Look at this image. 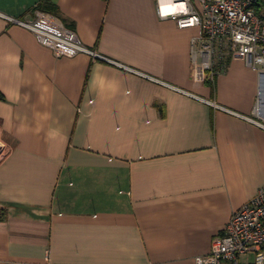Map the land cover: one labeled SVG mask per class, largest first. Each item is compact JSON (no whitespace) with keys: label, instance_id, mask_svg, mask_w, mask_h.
<instances>
[{"label":"crops","instance_id":"1","mask_svg":"<svg viewBox=\"0 0 264 264\" xmlns=\"http://www.w3.org/2000/svg\"><path fill=\"white\" fill-rule=\"evenodd\" d=\"M201 10L198 0H190ZM53 16L56 57L2 16ZM156 0H0V264H195L264 187L259 80L211 81Z\"/></svg>","mask_w":264,"mask_h":264},{"label":"built area","instance_id":"2","mask_svg":"<svg viewBox=\"0 0 264 264\" xmlns=\"http://www.w3.org/2000/svg\"><path fill=\"white\" fill-rule=\"evenodd\" d=\"M198 1L200 11L190 0H156L158 14L166 18L163 10L176 7L169 17L180 28H199V36L191 41L192 59L211 81L231 59H242L257 73L259 88L252 114L261 123L251 121L264 128V0ZM2 17L32 32L56 57L86 54L100 58L51 15L37 11L28 20ZM4 155L1 149L0 161ZM195 264H264V187L232 214L222 233L213 239L210 252L197 256Z\"/></svg>","mask_w":264,"mask_h":264},{"label":"rangeland","instance_id":"3","mask_svg":"<svg viewBox=\"0 0 264 264\" xmlns=\"http://www.w3.org/2000/svg\"><path fill=\"white\" fill-rule=\"evenodd\" d=\"M0 144H1V146H0V150L1 149H4L5 150V148L3 147V145H2V143L0 142ZM6 154H7V152H6V150H5V155L1 158V160L6 156ZM3 155V154H2ZM252 258V256H250V259ZM243 260V258H241V261Z\"/></svg>","mask_w":264,"mask_h":264},{"label":"snow or ice","instance_id":"4","mask_svg":"<svg viewBox=\"0 0 264 264\" xmlns=\"http://www.w3.org/2000/svg\"><path fill=\"white\" fill-rule=\"evenodd\" d=\"M169 11L174 12L175 9H171V10H169V9H165V10H163V13H164L165 15H167Z\"/></svg>","mask_w":264,"mask_h":264},{"label":"bare ground","instance_id":"5","mask_svg":"<svg viewBox=\"0 0 264 264\" xmlns=\"http://www.w3.org/2000/svg\"><path fill=\"white\" fill-rule=\"evenodd\" d=\"M176 7H168V8H165V9H169V10H171V9H175ZM43 13V12H42ZM0 146H1V144H0Z\"/></svg>","mask_w":264,"mask_h":264}]
</instances>
